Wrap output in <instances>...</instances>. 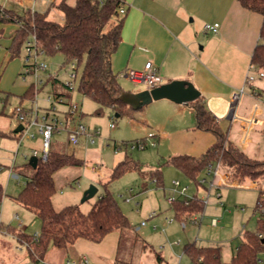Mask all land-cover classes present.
<instances>
[{
    "label": "rangeland",
    "instance_id": "obj_1",
    "mask_svg": "<svg viewBox=\"0 0 264 264\" xmlns=\"http://www.w3.org/2000/svg\"><path fill=\"white\" fill-rule=\"evenodd\" d=\"M5 0H1L3 3ZM60 0H27L26 7L34 8L36 12L46 13L53 2ZM74 4L76 0H68ZM125 2V0H122ZM7 9L15 10L23 14L26 9L17 6L14 2H7ZM49 19L63 23L64 15L57 9H51ZM16 30L14 23L5 24L0 22V130L6 136L0 135V184L7 195L0 205V223L19 228L23 223V231L30 235L40 233V225L34 214L18 208L14 202L16 196L24 189L30 175L29 160L34 156V151L42 152L43 140L38 127H32L29 131L13 133L19 122L14 116L18 107L26 110L34 107L39 110V118L55 107V114L59 121L65 122L66 114L70 106L77 104L79 109L74 112L73 119L69 122V128L74 129L79 124L84 126L93 135L91 143L86 136H81L78 146H72L68 141V133L61 131L55 133L51 141V149L62 153L74 154L83 160L81 166L66 167L55 174L57 192L53 197V204L57 210L65 206H76L81 212L87 214L100 195L105 191L108 184L109 191L113 194L121 210L128 217L135 231L124 237L120 244L118 261L120 264H159L156 254H160L164 263L161 264H195L185 252V247L195 244L198 247L215 245L220 246L224 261H230L232 254L244 241L245 232H255L259 212L256 211L258 191L264 190V178L258 182L247 180L240 181L228 175L220 165L215 172H206L199 179V185L188 179L177 167L167 161L180 153L177 151L180 145L188 146L192 141L183 135L161 136L153 146L154 139H148L149 135H156L151 129V124H143L145 114L155 118L158 114L161 102L152 103L143 110L133 111L131 115L116 117L115 112L109 108L101 109L93 100L84 97L79 91V82L84 64L77 70V78L72 80L70 66L65 62L61 54L46 57L45 63L49 69L41 72L44 85L38 88L33 101L22 100V97L31 88L33 78L25 80L22 76L25 63V44L19 57L11 58L9 53L10 36ZM12 44V42H11ZM255 69V68H254ZM126 71V73H128ZM258 70H251V74L257 77ZM57 74V82L53 83L50 74ZM72 82V88L67 87ZM131 90H139L145 85H138L128 79ZM255 90L264 92V79L254 82ZM68 92L70 98L61 96L56 99V93ZM252 92L247 88L246 94L241 96L236 119L223 122L221 127L228 133L229 139L238 146L241 139V125L247 117L246 108L250 101L248 96ZM252 104V103H251ZM261 121L250 132L251 146L243 149V152L252 158L264 161V106ZM238 122H237V121ZM236 122V123H235ZM114 125V128L111 126ZM171 131V130H170ZM200 131L195 128L191 130ZM35 134V138L29 135ZM214 137L213 134L210 133ZM143 141L146 147L142 150L132 148L131 144ZM200 151L197 155H200ZM184 154L196 157L193 154ZM41 155V153H40ZM201 156V155H200ZM198 157V156H197ZM129 161L136 163L141 171H159L161 181L156 179H144L138 170H133L122 177L112 180V173L121 162ZM216 168V167H215ZM14 169L18 178L12 175ZM20 174V175H19ZM228 176L225 182L224 177ZM205 180L204 184H200ZM180 181L181 188L187 187L186 196H176L178 200H189L194 197L205 202L204 211L195 218L178 219L174 205L168 198L173 197L174 182ZM236 184V185H235ZM97 188L96 195L82 202L84 193L91 187ZM132 199L127 202L126 199ZM155 213L153 218L150 215ZM20 216V221L15 216ZM218 225L212 226L213 220ZM146 226L137 230L141 223ZM1 224L0 227L2 228ZM27 227V229H26ZM11 234L12 231H7ZM4 228L0 230V243L18 247L26 253V247L18 243L9 235ZM148 244V245H147ZM143 245L147 247H143ZM19 253V252H18ZM28 258V256H26ZM260 263L264 264V252L260 254ZM73 261V260H71ZM111 264L110 262H108ZM92 264V263H90ZM113 264V263H112Z\"/></svg>",
    "mask_w": 264,
    "mask_h": 264
},
{
    "label": "trees",
    "instance_id": "obj_2",
    "mask_svg": "<svg viewBox=\"0 0 264 264\" xmlns=\"http://www.w3.org/2000/svg\"><path fill=\"white\" fill-rule=\"evenodd\" d=\"M246 10L260 14L263 24L260 32L261 43L256 47L251 60L252 68L264 69V0H236ZM122 0H76L70 4L68 0L53 2L46 13L30 10L20 14L6 9L0 13V22L14 23L16 30L12 35L9 48L11 58L20 56L26 40L36 36L38 46L48 57L61 54L70 65L75 62L79 68L84 64L79 82L80 93L94 102L101 109L109 108L115 116L131 115L134 111L124 104L120 97L124 93L118 76L112 68V56L120 45L122 19L119 9ZM51 9H57L64 15L63 23L49 19ZM2 34L0 32V39ZM25 66V63H24ZM23 66V67H24ZM56 83V79H52ZM38 89L31 88L22 100H31ZM56 97H68V92L55 94ZM196 115V129L214 135V144L201 156L176 155L167 162L177 167L188 179L199 185L200 177L208 172L210 166H221L228 175L240 183L252 180L258 182L264 178V161L255 159L243 152L228 137L217 118L208 109L202 98L188 104ZM69 112L66 114V116ZM14 133V132H13ZM15 134V133H14ZM1 136H6L0 133ZM83 160L74 154L49 150L47 161L38 159L36 168H30L26 186L16 197V201L39 219L41 227L37 239L35 235L15 233L17 240L28 250L33 264H39L51 247L67 250L84 239L92 243H101L106 236L119 232L121 239L135 231L128 217L121 210L118 202L105 184V191L87 213L76 206H65L57 210L53 197L57 192L55 174L66 167L81 166ZM138 170L144 179L161 181L159 171L145 172L129 159L116 166L112 180L126 173ZM201 184V183H200ZM5 197L0 184V205ZM176 217L186 219L200 215L205 202L197 197L189 200H178L174 204ZM264 190L258 191L256 211L259 216L255 232H245L244 241L239 246L230 262H224L219 247H197L189 244L185 252L195 264H259L260 254L264 252ZM157 262L163 263L161 255L156 254Z\"/></svg>",
    "mask_w": 264,
    "mask_h": 264
},
{
    "label": "crops",
    "instance_id": "obj_3",
    "mask_svg": "<svg viewBox=\"0 0 264 264\" xmlns=\"http://www.w3.org/2000/svg\"><path fill=\"white\" fill-rule=\"evenodd\" d=\"M124 3L126 12L120 16L122 19L120 45L112 56V68L118 76L123 92L137 93L147 89L144 86L139 90H131L126 71L141 72L146 65L152 64L162 79L161 85L176 80L193 83L220 126L227 120L236 119L240 100L233 107L231 97L235 91L245 85L247 75L251 71L252 56L261 43L263 17L244 9L236 0H125ZM207 24H219L218 32H205L204 27ZM251 89L255 90L254 87ZM256 91L263 98L264 92H260V89ZM248 101L250 105L246 108L247 116L255 103L252 92L248 96ZM156 102L161 103L155 118L152 119L149 114H145L142 118V123L150 122L151 129L156 132L153 138L156 144V140L159 141L162 135H183L192 142L188 146L181 144L177 151L182 154L178 155H187L184 154L186 152L196 157L204 154L214 144L215 137L209 132L201 130L191 132L196 128V115L191 106L176 104L169 100ZM259 106L263 113L264 104L260 102ZM259 121L261 117L257 123ZM257 123L251 130L256 128ZM0 133L4 131L0 130ZM251 143L252 141L246 146L241 145L240 142L237 144L247 149ZM200 151L202 153L197 155ZM11 173L13 175L15 170L12 169ZM14 176L18 178V174ZM16 197L13 199L18 208L34 214L22 207L16 201ZM15 218L20 221L18 214ZM37 220L41 227L36 216ZM214 221H216L215 225ZM22 224L20 222L19 228L11 225L4 227L2 223L1 226L6 232L12 231L11 234L7 233L20 243L15 233H26L23 231ZM217 225L218 222L214 219L212 226ZM141 228L139 226L137 230ZM121 240V234L113 232L101 243L80 239L67 250L51 247L39 264H85V260L89 264H109L108 262L120 264L118 258ZM143 247L147 246L143 245ZM205 247L220 248L215 245ZM238 248L232 254L230 261ZM0 264L33 263L28 250L26 255L18 247L0 243Z\"/></svg>",
    "mask_w": 264,
    "mask_h": 264
},
{
    "label": "built area",
    "instance_id": "obj_4",
    "mask_svg": "<svg viewBox=\"0 0 264 264\" xmlns=\"http://www.w3.org/2000/svg\"><path fill=\"white\" fill-rule=\"evenodd\" d=\"M27 0H5L3 3L0 0V13L2 14L6 9V4L7 2H14L17 6L21 7L23 6L26 11L30 10L32 13L35 12L34 8H29L25 6V2ZM30 1H35V0H30ZM25 11V12H26ZM126 12L125 8V3L122 2V5L119 9V17L123 16ZM220 25L219 24H207L204 27L205 32H212V33H217L219 30ZM25 50H26V55H25V66L23 67L22 71V76L23 79L25 80L28 77L33 78V85L36 88V90L44 85V80L43 77L40 75L41 72H47L49 67L45 63V58L47 57L46 52L41 49L38 46L36 36L31 35L25 42ZM70 69L74 72L71 73L70 77L72 80H75L77 78V70L78 67L75 62L71 63ZM251 70H255L254 68H251ZM51 79H56L57 80V74H50L49 75ZM126 77L130 79L133 83L139 84V85H145L147 89H153L162 83V79L158 73V70L152 65L148 64L146 65L145 69L141 72L138 71H133L129 70L128 73H126ZM257 79H264V69L263 70H258L257 72V77L253 76L251 74V71L247 75L245 85L235 91L231 97V105L234 107L238 101L240 100L241 96L246 94L247 88L254 87V82H256ZM67 87L69 89L72 88V82H69ZM263 96V95H262ZM60 97H56V99L59 100ZM252 98L254 99V104L252 107L251 113L246 117L244 121H239L241 125V139H240V144L243 146L249 145L250 140H249V134L252 129V127L257 123L259 118L262 115V110L260 109L259 103L264 104V96L261 98L260 94L256 91H252ZM79 109V106L77 104L71 105L70 106V111L69 114L66 116L65 122L59 121L57 117L51 118V115L57 116L55 113V107L53 109L48 110L45 115H42L39 118V110L34 107L26 110L24 108L18 107L15 109L14 116L16 117L17 121L19 124L23 125L24 130L29 131L30 128L32 127H38L39 133L42 135V140H43V147H42V152L41 155L37 152L34 151V156L38 157V159H41L42 161H47L48 155H49V150L51 148V141L52 137L55 133H60L61 131H66L68 133V141L72 146H78L80 143V138L81 136H86L88 139H90L91 143H93L92 137L93 135L90 134L87 129L79 124L76 128L70 129L69 128V122L73 119V114L75 111ZM233 113V111H232ZM231 113V114H232ZM114 128V125L111 126ZM30 138H35V134L29 135ZM155 135L150 134L148 139H153ZM153 146L156 145V143L153 141L151 142ZM132 148H137V149H144L146 147V144L143 141H137L135 143L131 144ZM219 167V166H217ZM215 168L213 166H210L208 169V173H211L212 171L215 172V175H218V168ZM228 180V176L224 177V181L226 182ZM201 184L205 183V180H202L200 182ZM236 185V184H235ZM181 183L180 181H175L174 182V188H173V197L168 198V201L170 204L175 203L176 196L179 197H185L187 198L186 191L187 187H183L181 190ZM186 200V199H185ZM127 202H131L132 199H126ZM264 212V209L262 210ZM156 214L152 213L150 215V218H153ZM199 219L197 216L194 218V222L197 223ZM1 224V223H0ZM216 224V221H214V225ZM146 226V223L143 222L141 223L140 227ZM1 230V227H0ZM39 234L35 235V239H37ZM85 264H89L87 260L84 261Z\"/></svg>",
    "mask_w": 264,
    "mask_h": 264
},
{
    "label": "water",
    "instance_id": "obj_5",
    "mask_svg": "<svg viewBox=\"0 0 264 264\" xmlns=\"http://www.w3.org/2000/svg\"><path fill=\"white\" fill-rule=\"evenodd\" d=\"M201 98L200 91L195 85L186 80H176L159 85L153 89H145L137 93H123L120 100L134 111L141 110L153 102L160 100H169L176 104H190ZM118 117V116H117ZM24 129L19 125L15 133H20ZM38 157L33 156L29 160V165L36 168ZM97 193V188L91 186L85 193L82 202L93 198Z\"/></svg>",
    "mask_w": 264,
    "mask_h": 264
}]
</instances>
